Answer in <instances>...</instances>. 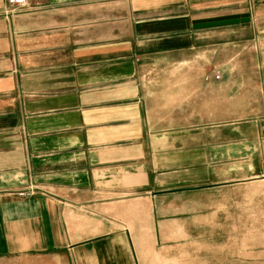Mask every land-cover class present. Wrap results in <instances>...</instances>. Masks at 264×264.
<instances>
[{"label": "crops", "instance_id": "0c3cea01", "mask_svg": "<svg viewBox=\"0 0 264 264\" xmlns=\"http://www.w3.org/2000/svg\"><path fill=\"white\" fill-rule=\"evenodd\" d=\"M263 190L264 0H0V264H213Z\"/></svg>", "mask_w": 264, "mask_h": 264}, {"label": "rangeland", "instance_id": "374dc122", "mask_svg": "<svg viewBox=\"0 0 264 264\" xmlns=\"http://www.w3.org/2000/svg\"><path fill=\"white\" fill-rule=\"evenodd\" d=\"M213 69H210L208 72H212ZM157 73V71L155 72ZM264 190L260 191V193L255 196L254 203L248 201V211L247 213V219H248V226L245 227V242H242L243 237L241 236L240 241L238 240V227L236 228H230L231 231V242L228 244V242H222L216 244L215 249V255L216 258L213 259V264L215 262L219 261L222 258L218 257V252L223 254H228L227 249L229 247V254L231 256L233 255H239V253L244 256V254H247L248 256L254 255L256 257H263L258 259H249V258H238V257H231L230 260L222 259V263L220 264H228V261H230V264H264V209L258 210L257 206H264ZM216 205H223L222 198L215 200ZM255 208V209H254ZM216 213H222L221 211ZM204 216V214H203ZM196 217V216H194ZM254 224L255 225H250ZM242 230V228H241ZM223 231H226V228H223L222 226H215L214 227V233L215 235L222 234ZM236 240V241H233ZM201 247V244H199ZM242 249H246L245 251H242ZM211 260H209L210 262Z\"/></svg>", "mask_w": 264, "mask_h": 264}, {"label": "built area", "instance_id": "2783aa9c", "mask_svg": "<svg viewBox=\"0 0 264 264\" xmlns=\"http://www.w3.org/2000/svg\"><path fill=\"white\" fill-rule=\"evenodd\" d=\"M12 8H23L27 5V0H7ZM216 78H219V72L215 73Z\"/></svg>", "mask_w": 264, "mask_h": 264}]
</instances>
